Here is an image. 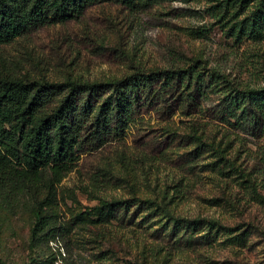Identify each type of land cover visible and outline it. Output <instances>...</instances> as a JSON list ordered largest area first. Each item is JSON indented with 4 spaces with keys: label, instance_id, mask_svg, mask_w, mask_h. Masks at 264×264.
Here are the masks:
<instances>
[{
    "label": "rangeland",
    "instance_id": "rangeland-1",
    "mask_svg": "<svg viewBox=\"0 0 264 264\" xmlns=\"http://www.w3.org/2000/svg\"><path fill=\"white\" fill-rule=\"evenodd\" d=\"M223 1L97 3L0 44V74L50 82L195 65L141 90L51 196L47 174L34 194L0 187V264L28 262L36 204V264H264V16L235 36L252 8Z\"/></svg>",
    "mask_w": 264,
    "mask_h": 264
},
{
    "label": "trees",
    "instance_id": "trees-1",
    "mask_svg": "<svg viewBox=\"0 0 264 264\" xmlns=\"http://www.w3.org/2000/svg\"><path fill=\"white\" fill-rule=\"evenodd\" d=\"M118 2L135 10L154 0H0V44L21 37L28 27L43 22L77 19L85 8L97 3ZM252 8L249 22L237 31H255V20L264 16V0H239ZM228 3L229 0H224ZM185 71L136 70L121 79L105 82L67 79L63 82L33 80L0 74V187L21 193H36L37 184L48 175L51 189L69 173L79 154L124 130L134 116L141 90L191 75ZM182 75V76H181ZM179 78V79H180ZM178 80V79H177ZM27 247L28 262L36 264L35 248L48 231L47 213L41 204L31 210Z\"/></svg>",
    "mask_w": 264,
    "mask_h": 264
}]
</instances>
